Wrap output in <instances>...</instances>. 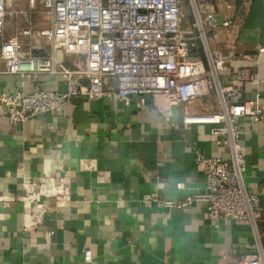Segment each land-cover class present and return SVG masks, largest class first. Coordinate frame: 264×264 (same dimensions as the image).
<instances>
[{
  "label": "crops",
  "instance_id": "0c3cea01",
  "mask_svg": "<svg viewBox=\"0 0 264 264\" xmlns=\"http://www.w3.org/2000/svg\"><path fill=\"white\" fill-rule=\"evenodd\" d=\"M204 2L218 22L229 18L237 23L236 52L249 57L218 71L220 83H226L236 66H243L256 81L237 84L236 99L256 97L264 109V52L257 55L254 50V45L264 44V0ZM7 3L4 36H18L25 21L17 10L29 7L26 0ZM28 18L33 29L50 26V15L38 4ZM223 39L220 28L210 33L209 45ZM63 60L70 67L73 57ZM103 81L105 87L113 86L111 78ZM63 87L58 75L0 73V93ZM217 109L214 93L172 106L168 120L150 101L136 108L132 101L115 97L77 98L54 115L38 114L11 124L0 105V264H235L240 256L253 253L254 233L247 221L223 219L214 227L201 202L192 203L188 211H162L154 202L142 200L150 192L180 200L204 190L205 175L193 161L194 149L205 156L227 155L214 143L211 125L183 124L181 115L183 110ZM237 127L244 149L242 183L258 196L262 210L256 229L262 233L264 122L240 118ZM57 165L66 173L67 196L59 205L53 197L47 199L40 218L28 219L25 184L41 181ZM177 182L180 188L175 187ZM34 192L39 202L44 200ZM261 249L264 252V243ZM87 250L90 259L84 261Z\"/></svg>",
  "mask_w": 264,
  "mask_h": 264
},
{
  "label": "built area",
  "instance_id": "2783aa9c",
  "mask_svg": "<svg viewBox=\"0 0 264 264\" xmlns=\"http://www.w3.org/2000/svg\"><path fill=\"white\" fill-rule=\"evenodd\" d=\"M7 1L14 0H0V73L58 75L64 87L60 91L35 89L24 93L16 88L1 92L0 105L6 120L23 123L38 114L54 115L71 99L100 97L132 101L136 108L145 107L150 101L168 120L172 106L214 93L217 111L183 110L181 122L211 125L214 143L224 149L227 160L205 156L194 149L193 161L205 175L202 192L180 200L163 199L150 192L142 200L154 202L162 211H188L192 203L201 202L214 227L223 219L247 221L254 233V252L240 256L235 264H264V232L256 229L262 209L258 196L248 192L242 183L244 149L237 127L240 118L263 123L264 109L256 97L236 99L237 84L256 81L243 66H236L225 84L217 76L218 71L228 70L233 61L249 58L236 52L237 23L229 18L218 22L204 0H26L29 9L17 10L25 21L18 32L23 38L20 40L18 36H4ZM183 3L189 5L192 14L191 32L182 28ZM35 4L49 13V27L31 28L28 15ZM220 28L224 29L223 41L210 46V33ZM57 50L61 51L60 58L55 54ZM254 50L257 55L263 53L264 44L254 45ZM65 56L73 57L70 67L64 64ZM106 77L112 79V87L104 86ZM65 174L57 165L41 181L25 184L24 208L31 215L28 219H39L51 197L57 205L63 203L68 193ZM28 186L34 187L29 191ZM175 187L180 188L181 183H175ZM45 188L49 192H42ZM34 189L44 197L43 201L37 200ZM89 259V251H83V260Z\"/></svg>",
  "mask_w": 264,
  "mask_h": 264
},
{
  "label": "rangeland",
  "instance_id": "374dc122",
  "mask_svg": "<svg viewBox=\"0 0 264 264\" xmlns=\"http://www.w3.org/2000/svg\"><path fill=\"white\" fill-rule=\"evenodd\" d=\"M7 2H6V4H5V8H6V6H7ZM10 7V6H9ZM9 7H7V8H9ZM47 12V11H46ZM49 14V13H48ZM192 14H191V11H190V7H189V5L187 4V3H183L182 4V18H181V24L183 25V26H185L186 28H185V30H186V32H191L192 30H191V28H190V22L192 21ZM44 18V15H42V16H39V17H37V19L38 20H41V19H43ZM45 22H47V21H45ZM44 26H46V27H48L49 25L47 24L46 25V23L44 24ZM184 28V27H183ZM66 57H68V56H65V58Z\"/></svg>",
  "mask_w": 264,
  "mask_h": 264
},
{
  "label": "water",
  "instance_id": "95a60500",
  "mask_svg": "<svg viewBox=\"0 0 264 264\" xmlns=\"http://www.w3.org/2000/svg\"><path fill=\"white\" fill-rule=\"evenodd\" d=\"M56 55H57L58 58H60L61 55H62V54H61V51H60V50H57V51H56ZM226 155H227V154H226ZM223 160H227V156H225Z\"/></svg>",
  "mask_w": 264,
  "mask_h": 264
}]
</instances>
